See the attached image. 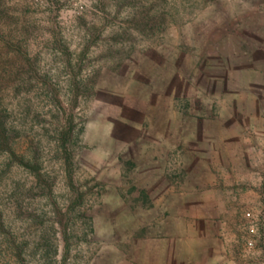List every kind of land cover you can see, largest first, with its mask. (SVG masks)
Instances as JSON below:
<instances>
[{
	"label": "rangeland",
	"instance_id": "374dc122",
	"mask_svg": "<svg viewBox=\"0 0 264 264\" xmlns=\"http://www.w3.org/2000/svg\"><path fill=\"white\" fill-rule=\"evenodd\" d=\"M0 99V264H264V0H0Z\"/></svg>",
	"mask_w": 264,
	"mask_h": 264
},
{
	"label": "trees",
	"instance_id": "16d2710c",
	"mask_svg": "<svg viewBox=\"0 0 264 264\" xmlns=\"http://www.w3.org/2000/svg\"><path fill=\"white\" fill-rule=\"evenodd\" d=\"M31 68L33 69V65L28 66V70ZM28 83L27 78H24L21 81V84ZM6 114L7 109L2 107L1 99H0V153L5 152L7 155L12 156L13 158L16 157L14 144L15 139L17 137L14 131V128L7 126L6 123ZM6 226L5 224V214L3 209L0 207V230H2Z\"/></svg>",
	"mask_w": 264,
	"mask_h": 264
},
{
	"label": "built area",
	"instance_id": "2783aa9c",
	"mask_svg": "<svg viewBox=\"0 0 264 264\" xmlns=\"http://www.w3.org/2000/svg\"><path fill=\"white\" fill-rule=\"evenodd\" d=\"M248 245L252 246L253 245V242H248Z\"/></svg>",
	"mask_w": 264,
	"mask_h": 264
}]
</instances>
